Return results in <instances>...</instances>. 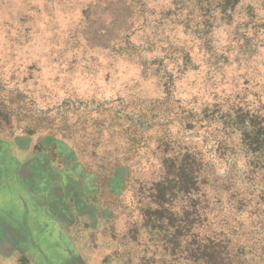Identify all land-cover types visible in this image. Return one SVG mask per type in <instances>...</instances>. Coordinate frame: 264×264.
I'll return each mask as SVG.
<instances>
[{
	"label": "rangeland",
	"instance_id": "obj_1",
	"mask_svg": "<svg viewBox=\"0 0 264 264\" xmlns=\"http://www.w3.org/2000/svg\"><path fill=\"white\" fill-rule=\"evenodd\" d=\"M0 264H264V0H0Z\"/></svg>",
	"mask_w": 264,
	"mask_h": 264
}]
</instances>
